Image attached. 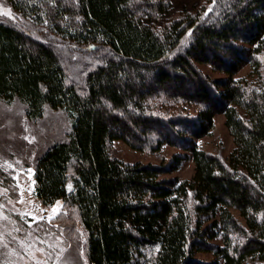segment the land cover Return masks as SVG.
Returning <instances> with one entry per match:
<instances>
[{"label":"trees","instance_id":"16d2710c","mask_svg":"<svg viewBox=\"0 0 264 264\" xmlns=\"http://www.w3.org/2000/svg\"><path fill=\"white\" fill-rule=\"evenodd\" d=\"M5 1L43 34L97 54L81 86L52 44L0 22V101L20 102L31 121L45 110L68 120L35 159L34 193L69 207L88 263L264 264V0H214L208 17L164 25L166 0ZM243 65L254 79L234 78ZM216 114L232 138L225 158L196 142ZM113 140L180 152L126 163L111 156ZM187 158L190 178L162 177Z\"/></svg>","mask_w":264,"mask_h":264},{"label":"rangeland","instance_id":"374dc122","mask_svg":"<svg viewBox=\"0 0 264 264\" xmlns=\"http://www.w3.org/2000/svg\"><path fill=\"white\" fill-rule=\"evenodd\" d=\"M167 12L156 21L164 25L173 18L186 15L208 17L214 0H166ZM0 22L15 25L38 39L49 42L63 59L68 79L83 86L86 71L95 62V52L45 35L28 20L16 14L5 0H0ZM187 37V36H186ZM94 55V57L92 55ZM202 73L211 78L222 77L207 64L195 63ZM251 68L243 65L234 78L254 79ZM188 108L187 111H194ZM168 111L166 108L162 112ZM185 113V112H184ZM68 130V120L60 111L45 110L41 119L28 120L23 105L18 101L6 104L0 101V264H89L82 240L78 219L67 216L69 207L57 200L44 205L35 196L33 169L37 156L48 145L58 140ZM130 138V137H129ZM206 151L227 157L233 143L222 114H216L213 128L206 136L196 139ZM111 156L126 163L141 162L154 165L167 162L172 154L180 152L176 147L163 144L156 151L134 149L121 140L110 142ZM193 172L190 158L184 159L177 170L162 174L188 179ZM55 210V211H54ZM68 218V222L61 217ZM79 237L67 235L63 226ZM80 232V233H79ZM75 239L76 242H75ZM200 259H211L210 253H198Z\"/></svg>","mask_w":264,"mask_h":264},{"label":"snow or ice","instance_id":"6c2138e0","mask_svg":"<svg viewBox=\"0 0 264 264\" xmlns=\"http://www.w3.org/2000/svg\"><path fill=\"white\" fill-rule=\"evenodd\" d=\"M55 211V210H54Z\"/></svg>","mask_w":264,"mask_h":264}]
</instances>
